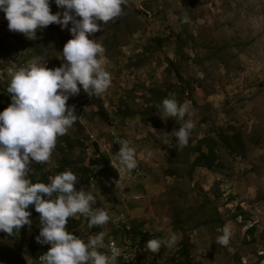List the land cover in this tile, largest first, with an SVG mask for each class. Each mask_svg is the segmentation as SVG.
<instances>
[{
  "label": "rangeland",
  "instance_id": "rangeland-1",
  "mask_svg": "<svg viewBox=\"0 0 264 264\" xmlns=\"http://www.w3.org/2000/svg\"><path fill=\"white\" fill-rule=\"evenodd\" d=\"M50 6L53 13L62 12L54 0ZM183 13L190 23L177 19ZM7 25L0 11V44L10 48L0 49V69L38 57L47 59L48 68L61 65L63 46L71 39L67 28L53 23L27 39ZM89 38L105 48L103 65L112 85L100 97L81 90L69 98L79 119L58 137L44 165L54 172L64 157L78 169L75 161L81 160L94 179L88 185L78 176L77 188L92 191L94 206L105 208L110 221L89 228L78 215L69 218L68 229L85 240L106 231V246L114 240L127 247V264H175L172 258L186 237L192 258L201 264H264V0H129L123 15ZM10 78L0 79L4 95ZM163 94L187 101L192 113L195 128L180 151L166 144L165 133L179 124L157 113ZM208 133L217 140L219 165L191 169L194 146ZM121 138L136 150L140 174L116 186L117 172L104 155L110 162L118 152L114 141ZM67 144L69 152L58 148ZM148 151L152 156L145 159ZM90 159L99 165H90ZM237 206L245 218L233 217ZM215 210L221 228L217 220L208 221ZM38 225L13 236L0 231V253L39 264L28 250L40 244ZM226 225L233 235L221 246L215 238ZM143 233L165 241L175 234L177 241L152 253Z\"/></svg>",
  "mask_w": 264,
  "mask_h": 264
},
{
  "label": "clouds",
  "instance_id": "clouds-1",
  "mask_svg": "<svg viewBox=\"0 0 264 264\" xmlns=\"http://www.w3.org/2000/svg\"><path fill=\"white\" fill-rule=\"evenodd\" d=\"M128 2L54 0L62 12L53 13L50 0H0V11L10 31L35 39L37 31L42 32L55 23L71 34V39L63 46L59 67L48 68L47 59L38 57L25 65L19 63L5 71L0 69V79L4 75L11 77L6 87L11 102L0 111V231L13 236L24 226L30 228L33 221L28 209L34 207L39 213V234L35 240L50 245L38 257L39 264H117L121 261L116 260L119 248L113 247L111 255L102 251L106 249V231L85 240L66 227L69 218L78 215L87 219L89 228L104 226L110 221L105 208L94 206L97 202L94 193L75 186L76 173L66 169L49 177L47 183L33 182L31 173L33 164L50 161L58 137L67 134L78 121L75 105L66 103L69 98L81 90L89 97H100L111 87V74L103 65L105 48L89 37L123 15ZM177 19L180 23L191 22L187 13ZM156 108L162 119L173 118L179 124L178 130L165 134L166 144L180 151L189 144L195 128L188 102H178L169 94ZM173 137L176 138L174 144ZM117 142L119 163L128 172L138 169L137 152L130 142L123 138ZM151 156L152 152L148 151L144 158ZM120 182L116 180V186ZM232 235L226 225L222 234L216 236L215 243L227 246ZM176 241L175 234L167 241L150 238L145 247L158 253L162 246L171 247Z\"/></svg>",
  "mask_w": 264,
  "mask_h": 264
},
{
  "label": "trees",
  "instance_id": "trees-1",
  "mask_svg": "<svg viewBox=\"0 0 264 264\" xmlns=\"http://www.w3.org/2000/svg\"><path fill=\"white\" fill-rule=\"evenodd\" d=\"M0 49L9 50L10 48L2 42L0 44ZM169 62L171 63L172 61H169ZM162 97L165 98L164 94L162 95ZM10 100L11 99H10L9 95H4V93L0 89V111H3L9 105V103L11 102ZM233 139L237 144H240V138L237 137L236 134L234 135ZM226 143L228 144V142H226ZM71 146L69 144H67V145H65V147L63 146L64 147L63 149H62V147H59V146H58V148H61V150L66 149L69 152V150L71 149ZM119 147H120L119 143L117 144V142L114 141V150L116 152L119 149ZM193 150L196 153V155L193 158V161L191 162V169H195L197 167H202V168H205L207 170H213L216 166L219 165L218 154H217V140L211 134L208 133L207 135H205L204 137L199 139L198 142L196 143V145L194 146ZM104 157H105V159H104ZM104 157H102V158L104 160H106V162L108 163V158L105 155H104ZM75 163L78 165V167L80 169L79 168L74 169V168H72V165L69 167L65 158L61 157L58 165H56V167H55L56 170L54 172H51L50 170H46L44 163L33 164L32 165L33 172L31 173V179L33 180V182L43 181V182L47 183L49 181V177L54 176L55 174H58V173L66 170V169H71L74 173L77 174V177L78 176L79 177H85V178H83V181H85L89 185L90 182L93 181V179H94V177L91 176L92 171H90L88 167H83L81 160H76ZM89 164L96 166V165H99V161L95 160V159H90ZM88 172H90L91 174L87 175ZM82 174H83V176H82ZM90 176L92 178H90ZM98 182H99V180H97V183ZM75 186L77 187L78 185H75ZM236 209H239V210L237 213H235L233 215V217L235 219L238 218V216H242L245 218L246 212L244 210H242L239 206H237ZM28 210H30L32 213L30 219H32L33 223L39 222V213H37L35 211L34 207L29 206ZM217 214H218V212L215 210V215H213V217H211V219H209V220L207 219V220L211 223L213 222V220H217L220 223L218 225V228H221L223 226V222L220 221ZM80 221L87 223V219L85 217H81ZM70 224L71 223L68 221V224L66 225V227L70 226ZM27 227L28 226L22 227L20 231L22 232ZM253 229H254V227H250L248 230L251 233L253 231ZM73 233L77 236L79 235L78 232L75 231L74 229H73ZM139 233L141 234L142 232H139ZM134 237H133V239H134ZM150 237H152L151 234L143 233L141 240H143L142 241L143 243H146V241L148 239H150ZM252 238L254 239L255 237L253 236ZM118 245L126 247L121 243H119ZM49 247H50V245H48V244H35L34 243L32 245H29L28 250H30V252L32 253L33 258L35 260H38V257L41 254L45 253ZM190 247H191V244H190L189 240L187 239V237L180 242V247L176 252V258H172L173 260L177 259L175 264H201L200 262L194 261V259L192 258L191 254H190ZM135 258H136V255H135ZM126 262L127 261L125 259V263L122 261H118L117 264H127ZM0 264H28V263L23 261V260H21V261L15 260L14 261L11 259V256H7L4 253H0Z\"/></svg>",
  "mask_w": 264,
  "mask_h": 264
},
{
  "label": "built area",
  "instance_id": "built-area-1",
  "mask_svg": "<svg viewBox=\"0 0 264 264\" xmlns=\"http://www.w3.org/2000/svg\"><path fill=\"white\" fill-rule=\"evenodd\" d=\"M111 155L110 157V162L109 165L112 167V169L114 171L117 172V178L120 179L121 181H125V180H129L131 178H135L138 174H140V170L139 168L136 170H133L132 172H128L120 163H119V159L117 157V154ZM120 176V177H119ZM113 247L119 248L120 249V253L117 256L116 260H121L122 262L125 263V256H126V247L120 246L118 245L114 240H111L109 242V244L106 246V253H108L109 255H111V249ZM115 260V261H116Z\"/></svg>",
  "mask_w": 264,
  "mask_h": 264
},
{
  "label": "bare ground",
  "instance_id": "bare-ground-1",
  "mask_svg": "<svg viewBox=\"0 0 264 264\" xmlns=\"http://www.w3.org/2000/svg\"><path fill=\"white\" fill-rule=\"evenodd\" d=\"M125 259H126V261L127 262H129V259H128V253H127V251H126V256H125ZM135 261V260H134Z\"/></svg>",
  "mask_w": 264,
  "mask_h": 264
}]
</instances>
